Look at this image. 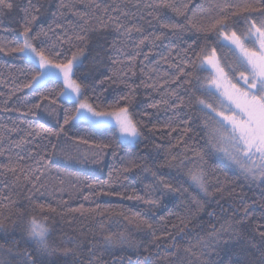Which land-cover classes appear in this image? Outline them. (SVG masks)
I'll use <instances>...</instances> for the list:
<instances>
[{
    "label": "trees",
    "instance_id": "obj_1",
    "mask_svg": "<svg viewBox=\"0 0 264 264\" xmlns=\"http://www.w3.org/2000/svg\"><path fill=\"white\" fill-rule=\"evenodd\" d=\"M36 2L37 0H33V3ZM72 2L75 3V10L87 13L86 18L90 20V45L85 49L82 58L84 65L92 64L95 55L92 48L97 43L104 44L109 55L127 64V57L134 52L133 41L139 38V34L133 32L132 40L122 42L124 41V37L120 35L122 29L118 31L111 22H108L106 27L99 26L93 16V10L87 7L86 3H81L80 0H72ZM96 2L108 9L104 14L106 20L108 16L114 18L119 16L120 12H127L128 22L142 26L145 34L149 32L158 34L161 31L167 33L166 38L156 41L154 46L146 44L142 52L148 53V58L145 60L144 56L140 55L135 63L136 74L128 73V83L139 85L134 92L135 99L131 110L135 119L143 121L146 125L142 128L143 136L137 143H120L116 140L119 134L114 125L92 128L81 122H75V126H65L68 136L62 135L59 138L48 136L43 129L56 127V118L49 115L48 101L40 100L39 95L32 88L21 87L29 78L30 66L14 54L0 53V148L5 153L0 156V164H8V156L11 155L13 162L38 170L37 174L40 175L36 188H32L31 185L26 184L23 177L16 179L11 172L0 169V218H9L6 220V230L0 231V244L5 250L10 247L15 250L17 245L13 244V240L20 241L23 227V220L18 214L30 213L34 203H41L56 209L55 213L50 214L49 220L52 240L75 248L79 253L78 264H88L90 259L88 250L93 245L97 257L103 254L105 264H112L114 259L120 260L121 257L124 258L123 264H128V257L132 258V264H136L138 257L143 264H190V262L196 264L195 258L185 249L191 248L199 254L200 241L202 238L207 239L212 226L219 229L224 225L228 228L229 224L231 229L223 235L216 251L211 253V260L218 261L219 264H241V257L235 254L240 249L247 250L254 258L259 259L258 250L252 244L259 245L260 238L256 230L258 228L264 230V184L246 180L240 169L230 164L223 154L209 143L208 133L212 122L208 121L205 111H202L199 105L193 103L191 107L181 106L176 113L163 104L158 108H150V104L161 99L160 93L170 89L165 85L159 92H154L151 88L141 85V80L151 84L158 77L162 78L161 83H163V79L168 78L163 76L165 72L174 75L175 68L163 62L161 57L169 56L170 59L179 60L185 56L183 50L191 45L192 51L187 54V58L196 65L188 69L193 72L191 84L180 85L177 81L171 85V88L176 89L179 95H183L185 101L189 97H199L203 94V89L196 77H201L202 81L208 72L200 70L199 61L192 52H200L201 47L205 45L208 46L209 51L211 47H216L217 57L230 76L232 73L229 69L236 64L234 53L229 47L217 43L215 33H208V38L205 40L204 33L197 32L190 26L176 33H168V30L161 29L159 21L147 15L151 9L145 5L151 3V0H96ZM178 2L188 4V17L192 18L193 13H196L195 20L203 17V22L207 23L208 17L216 15L218 11L216 5L236 4L241 0H178ZM16 3L19 7L0 15V41L4 38L15 39L16 34L22 30L24 13L21 8L27 5V0H16ZM60 4L61 0H39L41 14L36 26L43 24L47 28L48 25H52L58 33L60 30L56 29V23L65 26L69 21L77 25L82 23L72 12L60 8ZM60 12H64V15L60 16ZM100 14L96 13V15ZM161 15L186 24L184 17H175L169 9H164ZM124 19L121 16V20ZM256 19L259 20L260 17L257 16ZM149 20L151 24L148 23ZM243 27L241 21L237 29L243 31ZM49 36L55 39L52 33H49ZM113 41L117 42L115 49L111 47ZM149 47L152 48L151 52ZM115 67L118 65H113L111 60L105 58L99 72L93 74L94 79L91 77L89 79L96 93H102L100 98L105 103L112 102L118 94L129 91L119 78L114 81L105 80V76L112 75ZM141 67L151 79L141 74ZM153 68L154 72L148 71ZM80 71L84 72L85 69L81 68ZM235 79L233 78V81ZM47 87L59 91L57 84L50 83ZM39 91L46 90L39 89ZM5 100L8 101L9 111L3 110ZM60 102L58 100V103ZM174 102H176L174 96L169 98V104ZM36 103L41 105L36 110L37 114L29 115L26 111L27 107ZM51 107L54 108L56 105ZM16 108L21 111L11 110ZM145 111L151 115L144 116ZM173 116L177 123L183 119L190 121L188 125L192 129L188 134L190 139L185 137V140L190 148L204 154L210 182L209 191L212 195L205 196L204 193L190 186L186 173L188 168L193 166V154L192 151H188V159H184L183 145H176V137L179 133L174 132L169 137L165 134L167 130L164 132L150 130L152 124H161L168 117ZM206 121L208 127H205ZM77 134L88 139L89 143L84 144L75 139ZM50 141L57 145L55 151L52 150ZM92 141L110 142L113 148L100 149L91 143ZM157 145L160 147L157 148ZM46 153L47 165L44 166L45 162L40 157ZM171 156L177 157V160L173 161L177 166L160 167L166 159H171ZM128 160L147 164L152 171L157 172L158 176L173 183L181 191L165 195L160 206L155 209H151L142 201L103 194L115 191L128 195L133 194L134 189L136 194L143 196L146 193L145 185L155 184L151 172H144L141 169L124 171ZM180 160H184L183 166H179ZM217 187H222L223 190L217 192ZM155 198H159V194ZM193 200L199 201L201 206L199 209L194 205ZM242 205H247L249 208L247 217L236 211ZM96 212H102L103 215H97ZM136 213L153 224L156 236L161 237L157 242L159 247L157 243H153V237L148 230H138L134 223H129V220L125 219V216L132 218ZM181 218L191 219V223L183 233L179 232V228L183 227ZM173 225L177 227L173 228ZM119 232L126 233L140 245L138 253L126 247L117 248L112 254L104 252L103 235ZM18 247L23 248L25 245L21 241ZM4 255L11 264H15L14 255L6 251ZM208 258V256L201 257L202 260ZM51 260L54 264H71L73 258L57 254L51 257Z\"/></svg>",
    "mask_w": 264,
    "mask_h": 264
},
{
    "label": "snow or ice",
    "instance_id": "obj_2",
    "mask_svg": "<svg viewBox=\"0 0 264 264\" xmlns=\"http://www.w3.org/2000/svg\"><path fill=\"white\" fill-rule=\"evenodd\" d=\"M80 2L86 3V6L93 10V16L99 26L106 27L107 23L111 22L118 31L122 29L123 31L120 32V35L124 37L122 42L132 40L131 34L133 32L139 34V38L133 41L134 52L127 57V64L125 61L109 55L104 44L97 43L92 48L95 51L92 64L90 66L84 65L82 58L85 49L90 45V20L86 18L87 13L75 10V3L72 0L69 2L61 0L60 8L72 12L82 23L77 25L69 21L67 26L56 23V29L60 30L58 33L52 25H48L47 28L43 24L39 27L36 26L41 14L39 0L36 3H33V0H27V5L21 8L24 13L21 24L22 30L16 34L15 39L4 38L3 41H0V53L14 54L30 66L28 69L29 78L21 87L32 88L39 95L40 100L48 101L49 115L56 118L55 129H43L48 136L57 138L62 135L68 136L65 126H75V122H81L88 127L99 128L110 125L114 120L119 133L116 140L120 143H137L143 136L142 128L146 125L143 124V121L135 119L131 110L135 99L134 92L139 85L128 83V73L136 74L135 63L140 55H143L145 60L148 58V53L142 52L146 44L154 46L156 41L165 39L167 33L161 31L158 34L155 32L145 34L142 26L128 22L129 14L127 12H120V15L114 18L108 16L106 20L104 14L108 12V9L102 7L96 0H80ZM17 7L19 5L16 0H0V15L12 12ZM145 7L151 9L147 15L158 20L160 28L168 30V33H176L186 26L204 33L205 40L208 38V33H215L217 43L229 47V50L236 57L235 67L229 69L232 73L230 76L217 57L216 47H211L209 51L208 46L205 45L201 47L200 52L193 51L192 54L199 61L200 70L208 72V75L202 81L201 77H196L197 81L201 82L203 94L199 97H189L185 101L184 96L179 95L176 89L171 88V85L177 81L180 82V85L191 84L193 72L188 69L196 65L187 58V54L192 51V46L189 45L183 50L185 56L179 60L162 56L161 60L168 63L170 67H174L176 71L174 75L165 72L163 76L168 78L163 79V83H161L162 78L159 77L151 84H148L146 80H141V85L151 88L154 92H159L165 85L170 89L160 93L161 99L153 102L149 107L158 108L160 104H163L176 113L181 106L191 107L193 103L199 105L201 110L205 111L208 121L212 122L208 133L209 143L222 153L230 164L237 166L246 180L251 183L264 184V0H241L240 3L236 4L216 5L218 11L216 15L207 18V23L203 22V17L195 20L196 13H193L192 18L188 17V4H181L178 0H151V3L146 4ZM164 9L171 10L175 17H184L186 24L172 18H164L161 15ZM97 12L101 14L96 15ZM63 15L64 12H60V16ZM121 16L125 19L121 20ZM257 16L260 17L259 20L256 19ZM141 18L143 19V16ZM241 21L244 26L243 31L237 29V25ZM148 23L151 24V20ZM49 33L55 36L54 40L49 36ZM116 44L117 42L113 41L111 47L115 49ZM151 50L152 48L149 47V52ZM105 58L111 60L113 65H118L113 69L111 76H105V80L114 81L119 78L129 89L127 93L118 94L109 103L101 100L102 93L97 94L93 83L89 82L90 77L94 79L93 74L99 72ZM81 68H84L85 71L81 72ZM140 71L142 75L151 79L143 67ZM148 71L154 72L155 69ZM237 74L238 79L234 83L233 78H236ZM103 82L101 81V83ZM240 82H242V86H238ZM50 83L59 85V91L55 88L48 89L47 86ZM39 89L46 91L40 92ZM173 96L176 98V102L169 104V98ZM58 100L61 102L58 103ZM7 103V100L3 101V110L5 111L10 110L7 108ZM52 105H56V107L52 108ZM40 107L39 103L32 104L27 107L26 111L29 115L35 116L36 110ZM11 110L21 111L19 108ZM143 115L150 116L151 114L145 111ZM189 123V119H183L177 123L175 116H173L168 117L161 124H152L150 130L161 132L167 130L165 134L169 137L174 132L179 133L176 137V145H183L184 159H188V151H192L193 154V166L188 168L186 173L190 186L198 189L205 196H209L212 193L209 191L210 182L206 172L207 162L204 160V154L190 148L185 140V137L190 139L188 134L192 131L191 127L188 126ZM208 126L206 121L205 127ZM74 138L84 144L89 143L88 139L78 134ZM49 143L52 150L55 151L57 145L51 141ZM91 143L100 149L113 148V144L110 142L92 141ZM156 147L159 148L160 146L157 145ZM4 154V150L0 148V156ZM47 155L46 153L40 157L45 162L44 166L47 165ZM176 160V156H171V159H166L160 167H175L177 165L173 161ZM8 161V164H0V169L11 172L16 179L23 177L26 184L36 188L40 180V175L37 174L38 170L13 162L11 155L8 156ZM183 165L184 160H180L179 166ZM134 169L151 172L155 178L154 185H145V195L136 194L134 189L133 194L128 195L115 191L103 194L142 201L151 209H155L160 206L165 195L181 191L173 183L158 176L157 172L152 171L147 164L128 160L124 171ZM222 190V187L216 188L217 192ZM157 194H159V198H155ZM192 202L198 209L201 207L199 201L193 200ZM236 211L243 213L245 217L249 214L247 205H242ZM55 212L56 209L51 205L41 203H34L30 213L20 212L18 215L23 220L20 241L13 240V244L17 245L15 250L11 247L5 250L4 246L0 244V264H11V261L4 255L5 251L16 257L15 264H54L51 257L57 254L63 257H72L71 264H78L79 253L75 248L64 246L61 242L51 238L52 228L49 220L50 214ZM96 214L103 215L102 212H96ZM121 215L123 214L121 213ZM7 219L9 218H0V231L6 230ZM125 219L129 220V223H134L138 230H148L153 237V243H157L161 239V237L156 236L153 224L147 219L141 218L139 213H136L132 218L125 216ZM12 223L15 226V221ZM190 223V218H181L183 227L179 228V232L183 233ZM176 227L173 225V228ZM229 229H231V224L228 228L221 225L219 229L213 225L207 239L202 238L200 241L199 254L191 248L185 249V251L195 258L196 264H219L218 261L211 260L210 256L221 244L223 235ZM256 231L260 238L259 245L252 244V246L257 248L259 259L254 258L247 250L240 249L235 254L241 257V264H264V230L258 228ZM21 241L25 245L23 248L18 247ZM223 242L226 243L227 241ZM102 243L104 252L108 254H112L117 248L124 249L126 247L134 249L137 253L140 249V245L124 232L105 234L102 237ZM157 247H159L158 243ZM88 251L90 256L88 264H105L103 254L100 257L96 256L95 245L90 247ZM145 251H148L147 248ZM202 256L209 258L202 260ZM123 259V257L120 260L114 259L112 264H123ZM127 259L128 264H132V258L128 257ZM144 259L146 260L147 257ZM136 264H143L139 257Z\"/></svg>",
    "mask_w": 264,
    "mask_h": 264
},
{
    "label": "rangeland",
    "instance_id": "obj_3",
    "mask_svg": "<svg viewBox=\"0 0 264 264\" xmlns=\"http://www.w3.org/2000/svg\"><path fill=\"white\" fill-rule=\"evenodd\" d=\"M238 76L236 77V79L233 81L234 83L237 82ZM238 86H242V82H240V84H238ZM110 125H114L115 126V121L113 120L112 123ZM116 127V126H115ZM119 134V133H118ZM131 143V142H129ZM133 144V143H132Z\"/></svg>",
    "mask_w": 264,
    "mask_h": 264
}]
</instances>
